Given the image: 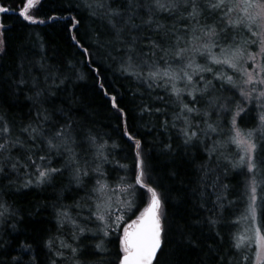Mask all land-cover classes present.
<instances>
[{"label":"trees","instance_id":"trees-1","mask_svg":"<svg viewBox=\"0 0 264 264\" xmlns=\"http://www.w3.org/2000/svg\"><path fill=\"white\" fill-rule=\"evenodd\" d=\"M2 2L15 11H9L6 14L0 13V22L5 25L4 35L7 38L6 53L0 55V77L3 78V87L0 89V92L3 93L0 95V115L4 117L11 128L12 138L19 136L24 139L25 136L20 132L21 126L36 118L35 108L25 98L26 95L32 94L28 88L31 87L33 77L40 82L41 87L52 85V77L45 85V76L48 73L44 68L48 69L55 78V83L60 84L58 89L53 88L57 93L54 98L56 104L59 106L62 102L63 107H70V115L79 125L77 139L81 141V145L76 148V152L79 154L81 165L89 172V176L85 178V185L82 188H76L74 182L70 183V171H65L64 175L57 176L50 184L36 185L33 183L27 188L21 185L24 180L29 178L25 175L26 171L32 173L31 178L33 181L35 180L34 169L31 168L20 170L19 176L11 173L9 178L0 181V205H4V207H0V212H3L6 207L10 213L1 219L0 223V244H2L0 260L4 261V264H11L12 257H19L22 264H30L33 260L35 264H49L53 253L57 248H60L61 241L82 249L77 257L81 264H101L102 256L105 260L115 259L117 245L109 243V239L115 241L116 235L105 238L98 231L97 226L100 222L94 215L96 204H103L110 198L113 216L120 214L119 209L126 206L119 201L133 199L131 190L125 192L121 189L127 188L129 183H134V178L131 172L133 166L132 142L122 135L123 124L117 119L116 113L111 108L109 101L111 95L117 96L120 106L127 114L128 131L136 139L142 141L146 151L151 149L150 154L156 169L152 173V179L160 186L158 191L164 199V210L168 221L173 226L191 225L186 230L191 231L200 241V247H190L186 243H179L182 237L178 232L172 234L173 245L169 246L168 251L171 252L173 247L176 249L175 259L178 264H201L202 259H205L206 245L213 243L215 238L209 233L206 226L193 225V221L196 218L203 220L209 215L200 208V204L203 202L206 207L211 208L217 195L226 197L223 223L219 226V231L224 238L225 246L234 243L240 215L245 206L246 183L250 174L246 170H233L228 164L229 159L234 161L235 158L233 144L226 143L231 125V113L219 108L213 111L211 122L219 125L217 132L209 133L208 137L201 135V143L197 147L188 146L186 148L182 143V137L178 135L179 128L183 127V121L182 118H176L177 116L182 117V104L181 100L173 93L171 84L165 87L163 82L158 81L159 87L155 84L151 88L149 87V83L152 81L147 78V73L152 65V60H149L142 68L123 70L122 51L108 43L112 37L111 29L106 22L99 18V11L94 16L92 15L93 10L86 6L93 0H40L33 13L35 18L45 20L47 23L35 25L29 24L18 16V10L22 6L20 0H2ZM112 6L123 7V0H114ZM52 16H75L81 20L80 32L81 34L87 33L86 40L90 45L93 63H87L70 41L65 31L67 21H51L49 18ZM213 20L219 23L218 16L214 15L209 23ZM139 22L137 20V23ZM161 22L169 27L175 25L177 29H181L178 34L184 35L182 29L183 25L187 23L186 21L181 22L178 18L169 17L167 13H163ZM186 38L190 39V35ZM253 40L254 36L250 31L243 26L235 27L229 30V40L224 46L247 47L254 44L251 43ZM213 53L215 55L220 53V49H213ZM194 60L195 64L203 67L210 66L213 69V72H201L193 77L197 88H203L211 81L205 98L195 107L203 110L207 107V100L214 97H230L238 101L236 90L226 81V76L235 78L238 72L226 64H213L207 54L203 56L196 54ZM21 62L24 64L23 70L18 67ZM168 62L173 71H179L188 61L187 59L177 61L169 57ZM41 64L44 65V68H41ZM97 67L99 68V77L108 90L109 96H105L99 88L97 75L92 71ZM159 67L164 68L167 65L160 61ZM186 70L189 73L193 71L192 69ZM21 71L29 84L25 86V91L17 97L12 95L8 76L14 73L15 78L18 79ZM133 72H142V76L138 77L132 74ZM213 73L222 74L223 78L215 79ZM81 76L82 79L79 78ZM61 81H63L62 84ZM175 83L178 89L183 90L181 93L183 102L190 104L191 98L186 95L189 89L185 87V82L176 81ZM158 97H162V99ZM190 106L192 105L190 104ZM229 107H234V105L229 104ZM145 108H150L151 111H144ZM157 108H160L161 112H156ZM246 110L242 119L238 120L241 129L255 127L257 124V110L253 105H249ZM164 120L169 121L167 131L162 127ZM173 122L176 124L175 128L171 127ZM193 123H200L203 128L207 127L202 123L200 117H195ZM89 130L96 137V144L92 147H88L83 142V138ZM3 142L4 139H0V143ZM221 142L224 143V147L220 151L224 155L219 158L218 163L213 157L211 166L215 171L209 174L208 187L204 189L201 182L203 173L198 166L208 161V152L205 150V146L207 149H211L214 143ZM163 143H171L175 150L174 154H162ZM85 149H87L86 152ZM98 152L102 156H106L107 161L98 160ZM17 153L24 154L20 149H13V154ZM51 159L53 167L62 166L63 159L61 157L53 154ZM97 164L100 165L99 170H97ZM120 165L128 167L122 168ZM225 170H227V175H225ZM100 172L103 175H100ZM217 175L220 177V181L213 188L212 182ZM121 178H126L123 184ZM97 179L107 185L104 195L99 197L98 194L91 191ZM224 185H227V188ZM140 191L137 185V195ZM202 191L205 192L204 198L201 197ZM258 193L260 198L264 197V186H259ZM229 202L231 203L229 204ZM77 203L80 204L79 208L75 207ZM59 205L65 206L72 220H75L80 227L87 229L85 235L79 236V229H73L70 223L60 227L57 223L56 207H54ZM134 218L132 212H127L125 215L126 221ZM258 220L259 224V209ZM73 231L79 236L78 241L73 239ZM262 234H264V226H262ZM49 239L53 241L51 252L46 247ZM102 240L107 248V253H97L95 250V245ZM21 245H31V247L25 251ZM217 246L218 242L213 243V247ZM61 251L67 259L58 260V264H74L70 250L61 249ZM231 251L235 253L237 260H240L242 251L248 255L249 259L248 261L241 260V264H251L250 255L247 252L234 248Z\"/></svg>","mask_w":264,"mask_h":264},{"label":"snow or ice","instance_id":"snow-or-ice-1","mask_svg":"<svg viewBox=\"0 0 264 264\" xmlns=\"http://www.w3.org/2000/svg\"><path fill=\"white\" fill-rule=\"evenodd\" d=\"M114 0H93L86 6L92 9V15H97L106 22L111 29L112 37L108 41L110 45L121 50L123 53V70L142 68L149 60H152V65L147 73V78L152 81L149 83L151 88L153 84L160 86L158 81L163 82L165 87L171 84L173 93L181 100V116L177 119L183 121V127L179 128L178 135L182 137V143L187 148L188 146L197 147L201 143L200 137H208L209 133H216L219 125L211 122L213 111L217 108L231 113V128L230 134L226 143L234 144L239 153L237 160H228V164L233 170H246L251 174L247 184L248 208L247 212L254 222L252 237H249V242L254 241L257 250L255 252L256 264H264V234H262V226H264V197H261L258 202L257 188L264 186V34L253 31V25L257 28L262 25L257 24V20H264V0L259 3H252L251 0H242L243 7L237 0H123V7H113ZM39 0H20L22 5L18 10V16L29 24H45L47 21L35 18L33 10L36 8ZM250 8H257L259 11L256 14L249 12ZM9 11H15L5 5L0 0V13L6 14ZM238 11L243 12V16L233 20L232 14ZM167 13L169 17H176L181 22L186 21L183 25L184 35L178 33L181 29H177L175 25L169 27L161 22V14ZM216 15L218 21L209 20ZM51 21L64 20L65 31L67 32L70 41L77 48L79 53L85 58L87 63H93L91 59L90 45L86 40L87 33L81 34V20L75 16H52ZM137 20L140 22L137 23ZM243 26L252 33L254 37H258V41L253 40L251 43L259 44L258 52H248L245 58V50L241 47L232 48L225 47L229 40V30L235 27ZM5 25L0 23V55L6 53L7 38L4 35ZM190 35V39L186 37ZM183 42V43H182ZM147 48V51H145ZM220 49V56L217 57L213 53V49ZM196 54L201 56L207 54L211 58V62L216 65L226 64L236 72H241L242 79L238 83L233 76H227L226 81L232 88L239 91L240 101H235L232 98L214 97L207 100V107H195L199 104L209 91L211 81L203 88H197L193 77L201 72H213L212 67H203L195 64L194 57ZM158 57V58H157ZM180 61L187 59V63L179 69L173 71L168 58ZM257 57L260 62H257ZM157 58V59H154ZM253 62V70L248 71L240 67L241 62ZM163 61L167 67L160 68L159 62ZM18 67L23 70L24 64L21 62ZM41 68L44 65L41 64ZM186 69H192L189 73ZM48 73L45 76V85L50 77L53 78V84L41 87L40 82L33 77L31 87L28 91L32 94L26 95V99L31 102L36 111L35 120H30L20 128V132L25 136L24 139L17 136L12 138L11 128L2 115H0V139H4L0 143V181L9 178L11 173L19 176L20 170L34 169L35 180L31 178L32 173L25 172L29 178L24 180L22 187H30L36 185H44L52 183L57 176L64 175L65 171L71 172V181L74 182L76 188H82L85 185V178L89 176V172L81 165L79 154L76 148L81 145V141L77 139L79 125L73 120L70 115L71 108H65L57 105L55 97L57 95L53 88L58 89L60 84L55 83V78L48 69L44 68ZM97 75L99 88L105 96H109L108 90L99 77V68L92 69ZM132 74L138 77L141 73L133 72ZM215 79H222L223 75L213 73ZM79 78H83L82 76ZM201 79L203 77L201 76ZM176 81H184L185 87L189 89L186 93L191 98L189 103H184L181 93L183 90L176 87ZM9 88L12 95L19 96L25 91V86L29 81L25 78L21 71L19 78H15V74L8 76ZM61 84L63 81L60 82ZM250 86V87H249ZM3 87V78L0 77V89ZM3 93L0 92V95ZM199 95V99H198ZM162 99V97H158ZM109 101L112 110L116 113V117L123 124L122 135L132 142L133 146V166L132 176L134 183H129L127 188H122V191H129L133 195V199L119 201L126 207L119 209L120 214L113 216L111 212L110 198L104 201L103 204H96V212L94 213L96 220L100 222L97 226L98 231L103 234V237L110 238L116 235V240L109 239V243H116L117 250L115 259L105 260L101 257V264H178L175 259L176 249L173 247L171 252L168 251L169 246L173 245V233L178 232L182 239L180 244H187L190 247H200V241L195 238L191 231L186 230L191 225L173 226L167 219V214L164 210V199L158 191L160 187L155 180L152 179V173L156 170L153 157L150 154L151 149L145 150L140 139H136L128 131L127 114L120 106V102L116 95L109 96ZM256 102V107L262 109L259 115V124L256 128L244 131L238 125V120H241L243 114L246 113L244 104H252ZM74 103V102H73ZM233 104L234 107H229ZM30 108V112H31ZM151 111L150 108L143 109ZM161 112L160 108L155 110ZM195 117H200L202 123L207 127H201L200 123H193ZM62 118V119H61ZM162 127L167 131L169 121L164 120ZM172 128L176 127L173 122ZM170 139V138H169ZM83 142L88 147L96 144V137L91 134V131L84 136ZM224 143H214L211 149L205 150L208 152V161L201 163L198 167L203 173L201 177L202 187H208L209 174L215 170L211 166L213 157L217 163L219 158L224 155L221 148ZM13 149H20L23 155L19 153L13 154ZM87 149H85V152ZM175 150L171 143H163L161 153H172ZM55 154L63 159V164L60 167L52 166V155ZM97 159L101 162L107 161L106 156L97 153ZM227 159V157H225ZM86 163V161H85ZM100 165L97 164V170ZM122 168H127V165H120ZM103 175L102 172L99 173ZM175 175V173H172ZM227 175V170H225ZM259 177V179H258ZM126 178H121V183L125 182ZM220 177L217 175L212 182V187L215 188L219 183ZM12 181L10 180V184ZM141 190L138 195L136 186ZM227 188V185H224ZM107 188L106 184H102L99 179L96 180L95 186L91 189L92 193L103 196ZM19 190V189H17ZM87 194V193H86ZM201 197H205V192H201ZM91 198V197H89ZM225 196L217 195L216 200L212 202V207H206L205 203L200 204V208L204 209L209 215L203 220L196 218L193 225L206 226L212 236L213 243L218 242L217 247H213V243L206 245L207 252L205 259H202L201 264H241V260L248 261V255L244 254L243 237H235L234 243L227 246L224 244V238L219 231V226L223 223V214L226 208L224 200ZM231 202H229L230 204ZM4 207V205H0ZM56 207L57 223L60 227H64L66 223H70L73 229H79V236L85 235L87 229L80 227L75 220L69 215L67 208L63 205ZM75 207L79 208L77 203ZM135 211H132V210ZM260 210V223L257 224V210ZM127 212H132L134 219L125 220ZM138 213V214H136ZM4 213L0 212V216ZM247 218V217H246ZM87 219V218H86ZM93 235H96L93 233ZM74 240H79L76 232L72 233ZM2 246V244H0ZM31 245H21V248L27 251ZM46 247L51 252L53 249V241L49 239ZM234 248L241 251L240 260L236 259L235 253L231 251ZM61 249L70 250L74 264H81L77 259L78 253L82 251L79 246L73 247L64 241L60 242V248H57L49 260V264H58V260H66L67 257ZM97 253H107L104 241L95 245ZM0 264L4 261L0 260ZM11 264H22L19 257H12ZM30 264H35L33 260Z\"/></svg>","mask_w":264,"mask_h":264},{"label":"rangeland","instance_id":"rangeland-1","mask_svg":"<svg viewBox=\"0 0 264 264\" xmlns=\"http://www.w3.org/2000/svg\"><path fill=\"white\" fill-rule=\"evenodd\" d=\"M237 2L240 3V6L242 8L243 7L242 0H237ZM251 2L252 3H259L260 0H251ZM258 11H259V9H257V8H250L249 9V12L251 14H256ZM232 16H233L232 19L235 20L238 17L243 16V12L242 11H238L236 13H233ZM257 24L262 25V27L257 28L256 25H253V31H258V32L264 34V20H257ZM245 29H247V28H245ZM254 40L258 41V37H254ZM238 47H241V48H243L245 50V58L247 57V53L248 52H258L259 51L258 42L254 43V44H252L250 46H247V47H243V46H238ZM234 48H236V47H234ZM216 56L219 57L220 53H217ZM257 62H260V58L259 57H257ZM240 67H242L243 69H247L248 71H252L254 66H253V62L249 60L247 63H243V61H242ZM242 78L243 77H242L241 72H238V74L235 76L234 79L239 83ZM235 90H236V93H237L236 98H237L238 101H240L241 98L239 96V91L237 89H235ZM249 105H253L254 109L257 110L258 119H257V124H256L255 127H251V128H247V129L243 128L242 130H244V131L254 129V128H256L258 126V124H259V115L262 112V109L260 107H256L255 106L256 105L255 101L252 104L245 103L244 107L247 108ZM230 128H231V125L229 127L228 135L230 134ZM233 146H234V155H235L234 160H237L239 158V153L237 151L236 146L234 144H233ZM249 179L250 178L247 179V183H246L245 206L243 207V210H242L241 215H240V220H239V224H238V227H237V231L235 233V237H243L244 238V240H243V249L242 250L247 252L250 255L251 264H256L255 252L257 250V246H256L254 241L249 242V239H248L249 237H252L254 235V233H253L254 222L251 220V218H250V216H249V214L247 212L248 203H249L248 194H247V184H248ZM258 179H259V177H258ZM258 188H257V193H258ZM259 199H260V196H259V193H258V202H259ZM3 213H4V215L0 217V223H1V219H3L5 216L10 214L9 211L6 209V207L3 210ZM258 221L259 220H258V210H257V221H256L257 224H258Z\"/></svg>","mask_w":264,"mask_h":264}]
</instances>
